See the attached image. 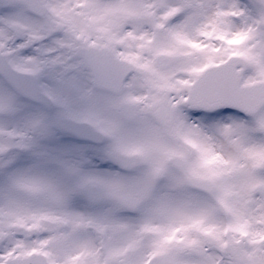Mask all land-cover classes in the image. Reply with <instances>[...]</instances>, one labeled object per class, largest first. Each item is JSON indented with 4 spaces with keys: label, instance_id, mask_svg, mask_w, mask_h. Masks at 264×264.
Wrapping results in <instances>:
<instances>
[{
    "label": "snow or ice",
    "instance_id": "6c2138e0",
    "mask_svg": "<svg viewBox=\"0 0 264 264\" xmlns=\"http://www.w3.org/2000/svg\"><path fill=\"white\" fill-rule=\"evenodd\" d=\"M0 264H264V0H0Z\"/></svg>",
    "mask_w": 264,
    "mask_h": 264
}]
</instances>
